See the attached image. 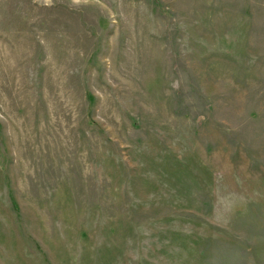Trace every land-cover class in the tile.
Listing matches in <instances>:
<instances>
[{
  "label": "rangeland",
  "instance_id": "rangeland-1",
  "mask_svg": "<svg viewBox=\"0 0 264 264\" xmlns=\"http://www.w3.org/2000/svg\"><path fill=\"white\" fill-rule=\"evenodd\" d=\"M0 264H264V0H0Z\"/></svg>",
  "mask_w": 264,
  "mask_h": 264
}]
</instances>
